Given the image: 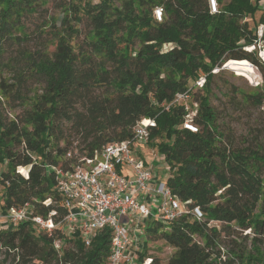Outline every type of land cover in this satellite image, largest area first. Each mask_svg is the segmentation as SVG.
<instances>
[{"label":"trees","instance_id":"obj_1","mask_svg":"<svg viewBox=\"0 0 264 264\" xmlns=\"http://www.w3.org/2000/svg\"><path fill=\"white\" fill-rule=\"evenodd\" d=\"M49 1L0 0V213L28 204L43 219L54 211V223L64 217L56 170H68L74 161L66 158L72 143L64 123L79 135V164L109 143L130 140L137 121L152 119L147 145L168 167L166 187L202 218L187 213L168 225L151 221L143 251L157 239L174 252L166 262L150 256L148 264H264L236 240L226 255L220 248L222 233L264 235V153L229 140L208 97L212 70L245 60L258 69L262 84L252 94L238 91L241 101L264 102V66L242 49L252 38L251 1L218 0L215 14L207 0H127L119 8L113 0L69 2L58 18L42 23L51 37L48 49L32 40L40 32L29 33L24 20ZM84 20L90 31L77 44ZM200 73L206 81L192 92V133L183 128L187 111L172 102ZM33 81L42 83L40 94L27 90ZM4 102L20 112L8 119ZM59 239L71 247L55 251ZM109 243L107 228L85 247L78 233L48 235L21 223L0 228V264H104Z\"/></svg>","mask_w":264,"mask_h":264},{"label":"built area","instance_id":"obj_2","mask_svg":"<svg viewBox=\"0 0 264 264\" xmlns=\"http://www.w3.org/2000/svg\"><path fill=\"white\" fill-rule=\"evenodd\" d=\"M259 12V19L249 18L251 23V43L242 49L254 55L264 66V0H250ZM209 13L218 12V0H207ZM162 10H154V17L161 20ZM220 68H214L212 73ZM254 75L258 86L262 79L255 66ZM206 76L200 73L193 87L175 95L173 104H180L187 111L183 128L192 133L197 131L192 123L196 104L192 102V92L201 89ZM257 86V87H258ZM191 104L192 108L187 105ZM166 110L168 107L165 108ZM155 127L152 119H141L132 128L130 140L112 142L105 145L92 159H81L70 169L56 170L55 192L60 197V207L65 215L54 223L49 213L47 219L34 215L30 205L10 208L0 213V228L8 229L21 223H31L37 232L51 235L60 232L64 236L78 233L85 247L104 228L110 231L109 254L104 264H148L150 259L140 261L143 251L144 223L157 221L168 225L184 214L195 219L202 218L198 209L187 211L181 202L171 194L165 183L158 182L153 167L146 164L134 151V146H147L150 130ZM70 157V154L67 153ZM45 202V204H47ZM154 205L156 208L154 209ZM64 239L53 242L55 251L61 252Z\"/></svg>","mask_w":264,"mask_h":264},{"label":"rangeland","instance_id":"obj_3","mask_svg":"<svg viewBox=\"0 0 264 264\" xmlns=\"http://www.w3.org/2000/svg\"><path fill=\"white\" fill-rule=\"evenodd\" d=\"M84 3L86 0H50L47 5L38 11L33 17L26 18V30L31 33L37 28V32H40V38L33 35L32 40L36 39V42L42 41L44 46L48 49H52L51 37L46 32V29L42 27L44 23L50 21V18H58L61 15V7L69 2L73 3ZM88 1V0H87ZM97 2L98 0H89ZM115 5L119 8L122 2L127 0H113ZM228 1H224L227 3ZM154 12V11H153ZM259 12L254 13L256 20L259 19ZM43 23V24H42ZM58 25V24H56ZM39 26V27H38ZM53 29V26H50ZM80 37L77 40V44H80L83 38L90 31L88 21L84 20L79 26ZM45 30V31H42ZM33 42L31 45V50H36L39 48ZM168 46L163 49H167ZM214 78L210 84V94L209 102L211 107L214 109L217 115V120L221 126V130L228 131L226 133L229 140H231L236 146H249L251 148H258L262 153H264V102L260 106L253 102V99H249L248 102L241 101L240 91L252 94L257 88L259 83L258 77L254 75V70L251 64L245 60L242 61H229L225 67L222 69H217L213 72ZM261 77V75H260ZM42 83L38 81L29 82V87L27 90H31V95L33 93L40 94L42 89ZM239 91V92H238ZM101 90L95 91V95H99ZM188 108H192L191 104L187 105ZM3 114L8 118L12 119L16 114L20 112V109H9L8 104L4 102ZM64 130L66 129L65 136L69 137V142L72 144L68 148L70 152V157L66 155V158L72 159L73 165L78 162V159L82 156L79 152V135L76 130L72 128L71 124L64 123ZM64 143L60 142L59 147L62 148ZM150 147V145H149ZM151 148V147H150ZM147 146H134L135 153L142 159L146 164H150L153 167L154 174L157 177L156 184L158 182L165 183L166 177L168 175V167L162 160L161 156L153 149ZM156 205H154V209ZM152 222L144 223L142 227V232L144 234V229L147 225ZM220 226V225H218ZM142 241L144 237L141 236ZM231 240H236L237 243L244 248L247 255L260 258L264 260V235H254L250 230L241 231L234 230L232 234L222 233L220 237V248L222 252L226 255V251L230 246H232ZM71 245L64 242L62 249H68ZM174 250L169 247L162 240L151 239L147 243V247L142 253L141 260L148 259L151 257H158L162 262H166L167 259L172 255ZM140 255V256H141ZM3 257H0V261ZM8 264V263H5Z\"/></svg>","mask_w":264,"mask_h":264}]
</instances>
